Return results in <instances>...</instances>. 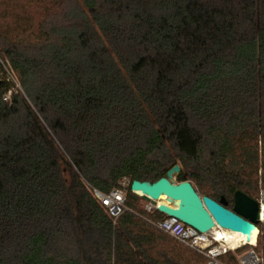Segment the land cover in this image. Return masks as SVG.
<instances>
[{"label":"trees","instance_id":"16d2710c","mask_svg":"<svg viewBox=\"0 0 264 264\" xmlns=\"http://www.w3.org/2000/svg\"><path fill=\"white\" fill-rule=\"evenodd\" d=\"M0 73V264H206L130 183L264 188V0H0Z\"/></svg>","mask_w":264,"mask_h":264},{"label":"water","instance_id":"95a60500","mask_svg":"<svg viewBox=\"0 0 264 264\" xmlns=\"http://www.w3.org/2000/svg\"><path fill=\"white\" fill-rule=\"evenodd\" d=\"M179 171L175 165L167 171V176L154 183L134 180L130 183V190L146 201L159 200L165 196L170 206L159 204L157 210L167 216L174 217L199 232H208L215 225L223 229L239 232L246 236L247 241L252 229H256L258 222V203L241 191L233 195V210L225 207L221 198L218 202L201 196L189 181L172 182L171 176ZM264 250V236L262 241Z\"/></svg>","mask_w":264,"mask_h":264},{"label":"built area","instance_id":"2783aa9c","mask_svg":"<svg viewBox=\"0 0 264 264\" xmlns=\"http://www.w3.org/2000/svg\"><path fill=\"white\" fill-rule=\"evenodd\" d=\"M9 97L10 93L5 96V99L8 100ZM128 184L127 179H123L121 187L111 189L108 194L93 190L94 196L114 221L126 210L124 200L125 187ZM138 195L141 196V194ZM255 200L258 203V222L255 229L257 234L253 241L246 240L236 247H230L223 239L218 238L217 232L221 228L217 225L208 232H199L182 221L159 212L157 207L163 204L159 203V200L155 201V204L147 201L144 208L147 211H156L161 214L163 218L154 223L155 227L175 241L204 256L207 259L206 264H224L220 257L227 252L235 253L237 264H264L263 246L259 247V242L262 243L264 236V188L259 189ZM165 205L170 206V203Z\"/></svg>","mask_w":264,"mask_h":264},{"label":"bare ground","instance_id":"6f19581e","mask_svg":"<svg viewBox=\"0 0 264 264\" xmlns=\"http://www.w3.org/2000/svg\"><path fill=\"white\" fill-rule=\"evenodd\" d=\"M137 193L141 194L140 192ZM159 203L168 204L169 202L167 201V198L163 195L160 197ZM256 234L257 231L255 229H252L249 235V241H253ZM217 236L219 239H223L226 244L230 247H236L247 240L245 235L236 231L223 228H221L220 231L217 232Z\"/></svg>","mask_w":264,"mask_h":264},{"label":"rangeland","instance_id":"374dc122","mask_svg":"<svg viewBox=\"0 0 264 264\" xmlns=\"http://www.w3.org/2000/svg\"><path fill=\"white\" fill-rule=\"evenodd\" d=\"M0 76H1L2 79L8 80V81H13L15 83L16 87L18 86L17 83H16V80L13 78V76L11 74L10 75L6 74V76L4 77V75L2 73H0ZM171 181L175 182V179L171 178ZM258 187H259V189L262 188L260 179H259Z\"/></svg>","mask_w":264,"mask_h":264},{"label":"flooded vegetation","instance_id":"af4514ba","mask_svg":"<svg viewBox=\"0 0 264 264\" xmlns=\"http://www.w3.org/2000/svg\"><path fill=\"white\" fill-rule=\"evenodd\" d=\"M229 210H233V208L232 209H229Z\"/></svg>","mask_w":264,"mask_h":264}]
</instances>
